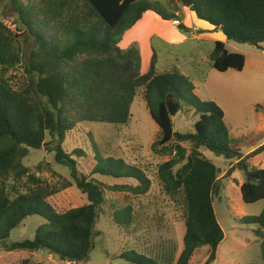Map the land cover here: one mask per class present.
Segmentation results:
<instances>
[{
    "label": "trees",
    "instance_id": "16d2710c",
    "mask_svg": "<svg viewBox=\"0 0 264 264\" xmlns=\"http://www.w3.org/2000/svg\"><path fill=\"white\" fill-rule=\"evenodd\" d=\"M184 1L200 20L218 27L225 39L255 46L264 44V0ZM9 4L19 24L14 23L12 29L0 18L2 246L12 251L44 250L60 261L80 264L93 247L98 209L106 199L103 184L94 176L135 182L108 186L110 190L126 189L139 196L148 192L151 180L142 164L103 157L93 142L94 165L86 173L78 160L85 159L86 152L80 148L66 152L63 147L66 134L79 119L126 124L132 116L130 108L137 88L143 87L149 113L161 132L152 151L170 157L157 166L156 175L164 194L183 211V249L175 264H190L196 250L204 245L208 246L206 264L214 262L224 238L213 207V196L221 190L220 171L202 150L234 159L243 169L241 199L249 204L264 199V169H248L246 160L263 152L264 144L242 156L225 123L223 110L214 101L200 100L188 75L174 66L163 72L151 66L140 74L136 48L119 47L123 31L145 15L151 13L150 17L161 24L179 22L177 14L161 12L151 0H9ZM177 27L184 28L182 23ZM46 29H51L48 36ZM31 37L35 48L26 60L25 46ZM210 60L219 72L241 71L245 65L244 54L229 51L220 40L215 41ZM18 65H23L24 75L17 73ZM168 102L178 103L180 109L184 105L195 108L198 119L193 132L175 130ZM47 136L50 141H46ZM43 147L54 153L57 164L69 169L70 180L62 186L43 183L23 163L31 149ZM25 176L32 186L20 191L18 187ZM71 186L86 195L87 202L66 211L56 210L47 199ZM134 214L131 204H127L115 208L111 217L116 225L127 229L134 222ZM31 215L45 220L33 239L7 243L10 232ZM241 220L264 229V208L260 215ZM261 252L264 260V237ZM120 258L126 264H172L169 257L156 259L133 250L124 251Z\"/></svg>",
    "mask_w": 264,
    "mask_h": 264
},
{
    "label": "rangeland",
    "instance_id": "374dc122",
    "mask_svg": "<svg viewBox=\"0 0 264 264\" xmlns=\"http://www.w3.org/2000/svg\"><path fill=\"white\" fill-rule=\"evenodd\" d=\"M26 1V0H25ZM163 13L177 14V27L173 21H165L159 26L151 13L127 28L121 34V49L135 47L138 55L140 74L151 69L157 72L178 68L190 77L194 93L202 101H214L224 112L225 123L239 153L246 156L264 144V44L255 46L237 43L224 38L218 27L200 20L184 0H151ZM154 16L158 13L152 12ZM0 18L12 29L18 22L11 11L9 0H0ZM46 36L51 29L44 30ZM32 38V37H31ZM34 38L25 46L24 57L29 59L35 48ZM216 40L223 41L231 52L245 56L241 71L228 69L219 72L212 66L210 54ZM155 61L152 62V59ZM22 64V63H21ZM172 67V68H171ZM17 73L24 75L23 65H18ZM144 88H137L131 104V119L126 124L113 125L105 122H89L79 119L74 128L66 134L63 144L66 152L75 148L83 149L88 155L78 158L80 169L89 173L94 165L93 142L101 156L122 158L129 163L142 164L141 167L151 180L150 189L145 195H135L126 189L110 190L113 185H135L132 180L113 179L95 175L104 187L105 203L98 209L93 234V247L87 258L80 264H126L120 258L124 251L133 250L152 258L169 257L172 264L183 249L185 232L182 207L166 196L156 175L157 166L168 160L167 155L156 154L152 144L161 136L160 128L152 119L143 96ZM198 113L192 106H180L174 119L178 132H193ZM50 141V136L46 137ZM204 156L219 168L221 190L213 196L216 217L224 232L219 244L216 259L210 264H264L261 245L264 229L257 224L245 223V216L260 215L264 199L255 203H244L241 199L240 185L245 180L243 169L234 159L226 158L207 149ZM23 163L43 183L62 186L70 180L69 169L57 164L54 153L43 147L31 149ZM248 169H264V151L246 160ZM40 165V168L37 166ZM230 168L232 169L229 173ZM32 183L23 177L18 189L26 190ZM48 202L58 211H66L87 202L86 195L76 186L62 188L50 196ZM131 204L135 210L133 224L125 229L112 221L115 208ZM39 215H31L10 232L7 243L33 239L38 226L44 222ZM208 246L199 247L190 259V264H206ZM75 264L60 261L44 250H8L0 243V264Z\"/></svg>",
    "mask_w": 264,
    "mask_h": 264
},
{
    "label": "water",
    "instance_id": "95a60500",
    "mask_svg": "<svg viewBox=\"0 0 264 264\" xmlns=\"http://www.w3.org/2000/svg\"><path fill=\"white\" fill-rule=\"evenodd\" d=\"M167 107H168V111L170 113V118H171L172 122H174L175 114L177 112L179 105L176 102H168Z\"/></svg>",
    "mask_w": 264,
    "mask_h": 264
},
{
    "label": "crops",
    "instance_id": "0c3cea01",
    "mask_svg": "<svg viewBox=\"0 0 264 264\" xmlns=\"http://www.w3.org/2000/svg\"><path fill=\"white\" fill-rule=\"evenodd\" d=\"M172 23H178V21H173ZM205 23H206V22H205ZM163 24H166V23H165V22H163V23H161V24H158V25H159V26H161V25H163ZM120 46H121V47H123V46H122V43H121V44H119V47H120ZM121 47H120V48H121Z\"/></svg>",
    "mask_w": 264,
    "mask_h": 264
}]
</instances>
